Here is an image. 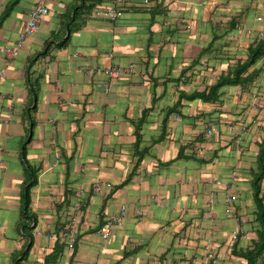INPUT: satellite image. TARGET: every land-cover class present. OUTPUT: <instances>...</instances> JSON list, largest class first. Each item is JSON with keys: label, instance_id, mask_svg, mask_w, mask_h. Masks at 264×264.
Segmentation results:
<instances>
[{"label": "crops", "instance_id": "1", "mask_svg": "<svg viewBox=\"0 0 264 264\" xmlns=\"http://www.w3.org/2000/svg\"><path fill=\"white\" fill-rule=\"evenodd\" d=\"M37 1L0 0V19L10 8L0 50ZM44 1L49 13L18 57L0 52V264H240L232 252L250 249L258 228L248 171L264 138V59L250 90L226 88L217 104L184 96L261 38L264 0H150L149 9L104 0L72 33L79 1ZM113 6L126 7L115 22L104 15ZM54 34L67 43L48 48ZM111 66L119 79L105 73ZM197 143L203 159L192 155ZM29 168L37 221L24 257ZM122 207V226L102 240L100 226Z\"/></svg>", "mask_w": 264, "mask_h": 264}, {"label": "trees", "instance_id": "2", "mask_svg": "<svg viewBox=\"0 0 264 264\" xmlns=\"http://www.w3.org/2000/svg\"><path fill=\"white\" fill-rule=\"evenodd\" d=\"M79 5L76 7L74 11L73 20L68 24V30L72 33L75 30H79L82 26L83 19L86 18V14L90 15L92 11L104 0H78ZM113 4L116 3V0H110ZM152 2L148 0V4L142 8H150ZM126 8V7H125ZM125 8H121L124 11ZM8 8L4 14L1 16L0 19V26L1 23L8 17L9 15ZM121 10V11H122ZM261 21V20H260ZM263 23V35L260 39H256L255 42L248 47L246 50V55L243 58H239L237 60H233L228 62V67L225 74H221L219 78L216 80L215 83L207 85L204 89L194 90L188 96L185 95L184 98L189 101L193 102L195 100H199L204 103L209 104H217L222 102V96H224V92L226 88H233V87H241L243 90H250L253 86L254 82L258 79L260 70H256L253 67L261 60L264 59V19H262ZM73 24L77 25L73 27ZM63 40V41H62ZM56 41H62L59 46H62L67 43V39H63V35H56L54 34L51 37V42L48 41V48L50 47L51 43ZM204 56H209L208 50L205 51ZM213 55V54H212ZM215 55L213 56V58ZM224 62V61H223ZM235 62V63H234ZM33 64V61H32ZM209 67L210 71H214V65ZM253 69V70H252ZM35 85L31 84V94L36 97V92L34 90ZM34 109V108H33ZM214 134V133H213ZM205 137V136H204ZM206 138V137H205ZM203 146V144H200ZM195 144L194 147L200 146ZM192 148V151H193ZM201 152V154H197L192 152V155L199 156L200 159H203L205 156V148ZM248 178L250 179V188L252 191V200L256 207V222L258 224V228L255 231V238L253 239V244L250 249L246 250H234L232 252L233 256L240 261V264H264V200L263 196L261 195V183L264 179V138L260 142H258V153L256 156V162L252 169L248 171ZM36 184V173L29 168L27 170V180L23 190V217L28 223H32L33 226L30 227V224L25 225L23 224V231L25 228H28V232L26 235L29 237L30 241L26 247V251L24 253V257L27 255L28 251L32 245V235L31 232L34 230L36 225V218L35 216L31 215L30 212V191ZM104 223V222H103ZM102 223V224H103ZM102 226V225H101ZM100 226V227H101ZM76 243V240H75ZM75 243L73 245V251H75ZM22 257V259L24 258ZM19 263V262H18Z\"/></svg>", "mask_w": 264, "mask_h": 264}, {"label": "built area", "instance_id": "3", "mask_svg": "<svg viewBox=\"0 0 264 264\" xmlns=\"http://www.w3.org/2000/svg\"><path fill=\"white\" fill-rule=\"evenodd\" d=\"M116 2H119L120 4L124 3V0H116ZM146 5L148 4V0H144L143 1ZM121 7H116L113 6L111 7L109 10L104 12V15L109 18L112 21H116L117 19H119L121 17ZM49 13V10L46 6V3L44 0H39L37 1V3L35 4V6L30 10L29 14H28V18L24 23V26L22 28V30L17 34L16 37V41L15 44L1 49L0 52L3 54L5 60L7 62H10L14 59H16L19 55V52L21 51L23 44L26 42V40L31 37V35H33L34 33H36L39 30L40 24L42 19ZM261 19L258 18V21H260ZM261 36L263 35V32H261L260 34ZM129 72L133 73L134 72V68H130ZM105 73L112 79V80H116L119 79L121 77V70L120 68L116 67V66H111L109 68L106 69ZM5 76L4 70L1 69L0 70V81L3 80ZM213 133H215V129L213 126H209L207 128V130L205 131L204 136L206 138H210ZM203 146H196L193 148V152L197 153V154H201V152L204 150ZM215 184L217 183V181L214 182ZM100 190V183L99 182H95L94 184H92L91 186V193L93 196H96L98 194ZM226 204L227 206L232 205L233 202V198L230 195H227L225 198ZM138 216H141L142 213L141 212H137ZM125 219V208L122 207L120 209V212L118 215H113L111 217H108L105 219L104 223L102 224V226L100 227V229L98 230V234L100 236V238L102 240H107L110 236L111 233L113 231L114 228H119L122 226L123 222ZM74 228H75V220L72 218V220L69 222L67 228H66V235L68 236V243H69V247H71L73 245V243L75 242V232H74ZM53 236V235H52Z\"/></svg>", "mask_w": 264, "mask_h": 264}]
</instances>
